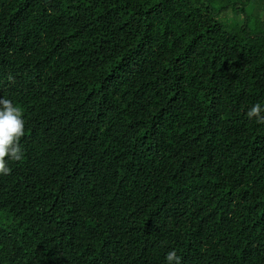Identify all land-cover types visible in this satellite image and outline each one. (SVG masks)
I'll list each match as a JSON object with an SVG mask.
<instances>
[{
    "label": "trees",
    "instance_id": "obj_1",
    "mask_svg": "<svg viewBox=\"0 0 264 264\" xmlns=\"http://www.w3.org/2000/svg\"><path fill=\"white\" fill-rule=\"evenodd\" d=\"M251 1L0 0V264H264Z\"/></svg>",
    "mask_w": 264,
    "mask_h": 264
},
{
    "label": "clouds",
    "instance_id": "obj_2",
    "mask_svg": "<svg viewBox=\"0 0 264 264\" xmlns=\"http://www.w3.org/2000/svg\"><path fill=\"white\" fill-rule=\"evenodd\" d=\"M264 108L257 103L247 112L249 119L264 123ZM21 108L14 105L9 99L0 98V174L9 175L11 169L7 166L9 159L20 161L23 158V149L20 144L25 134V121L22 118ZM167 264H181L180 257L175 250L166 255Z\"/></svg>",
    "mask_w": 264,
    "mask_h": 264
},
{
    "label": "rangeland",
    "instance_id": "obj_3",
    "mask_svg": "<svg viewBox=\"0 0 264 264\" xmlns=\"http://www.w3.org/2000/svg\"><path fill=\"white\" fill-rule=\"evenodd\" d=\"M248 12L253 19L260 17L264 20V0H252ZM222 18L230 23L243 21V17L234 15L232 11L222 14Z\"/></svg>",
    "mask_w": 264,
    "mask_h": 264
}]
</instances>
